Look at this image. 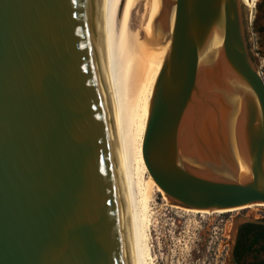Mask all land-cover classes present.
<instances>
[{"label":"water","instance_id":"1","mask_svg":"<svg viewBox=\"0 0 264 264\" xmlns=\"http://www.w3.org/2000/svg\"><path fill=\"white\" fill-rule=\"evenodd\" d=\"M250 0H0V264H131L109 57L166 45L141 141L172 207L264 205ZM264 219L237 214L239 227Z\"/></svg>","mask_w":264,"mask_h":264},{"label":"bare ground","instance_id":"2","mask_svg":"<svg viewBox=\"0 0 264 264\" xmlns=\"http://www.w3.org/2000/svg\"><path fill=\"white\" fill-rule=\"evenodd\" d=\"M254 1L250 0V8L254 7ZM134 40L135 34L126 35L112 49L109 62L123 198L131 247V264H153L148 245V226L149 218H151L149 214H152L148 204L151 201V191L156 190L160 193L161 191L148 177L140 149L150 96L167 46L145 47L131 62L129 54ZM162 199L167 203L163 194ZM234 210L236 209L212 213H226ZM190 212L211 214L210 212Z\"/></svg>","mask_w":264,"mask_h":264},{"label":"rangeland","instance_id":"3","mask_svg":"<svg viewBox=\"0 0 264 264\" xmlns=\"http://www.w3.org/2000/svg\"><path fill=\"white\" fill-rule=\"evenodd\" d=\"M249 7V33L257 72L264 77V0ZM145 177V175H144ZM148 245L153 264H228L227 244L231 220L237 214L264 219V205L226 213H193L169 206L162 193L151 191ZM264 260V253H255Z\"/></svg>","mask_w":264,"mask_h":264},{"label":"trees","instance_id":"4","mask_svg":"<svg viewBox=\"0 0 264 264\" xmlns=\"http://www.w3.org/2000/svg\"><path fill=\"white\" fill-rule=\"evenodd\" d=\"M251 252L264 253V226L243 224L238 230L233 256L240 264L242 254ZM260 264H264V260Z\"/></svg>","mask_w":264,"mask_h":264},{"label":"flooded vegetation","instance_id":"5","mask_svg":"<svg viewBox=\"0 0 264 264\" xmlns=\"http://www.w3.org/2000/svg\"><path fill=\"white\" fill-rule=\"evenodd\" d=\"M263 80H264V77H263ZM255 253L254 252H251V253H243L242 254V257H241V263L240 264H260V262L263 261L260 260V259H256L255 258ZM230 264V263H228Z\"/></svg>","mask_w":264,"mask_h":264}]
</instances>
